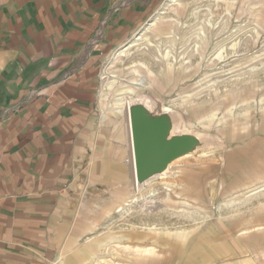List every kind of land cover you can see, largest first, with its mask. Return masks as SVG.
Here are the masks:
<instances>
[{
    "label": "crops",
    "instance_id": "1",
    "mask_svg": "<svg viewBox=\"0 0 264 264\" xmlns=\"http://www.w3.org/2000/svg\"><path fill=\"white\" fill-rule=\"evenodd\" d=\"M164 1L0 0V264L94 257L77 255L94 237L78 219L134 178L129 121L101 106L102 70ZM227 178L205 192L200 225L158 243L167 264H264V183L236 192Z\"/></svg>",
    "mask_w": 264,
    "mask_h": 264
},
{
    "label": "rangeland",
    "instance_id": "2",
    "mask_svg": "<svg viewBox=\"0 0 264 264\" xmlns=\"http://www.w3.org/2000/svg\"><path fill=\"white\" fill-rule=\"evenodd\" d=\"M169 1L161 3L152 17ZM174 7L162 11L160 24L133 46L150 21L145 23L122 48H128V55L111 73L107 70L115 55L108 59L100 93L106 89L108 102L100 101L104 108L118 109L116 101L130 99L129 104L135 103L142 111L167 115L173 138L186 136L191 145L200 141L201 147L175 159L176 166L173 163L165 175L145 183L139 193L133 178L104 199L92 200V212L78 219L91 230H83V234L94 235L90 246L78 248L77 255L94 256L82 264H167V249L158 243L178 234L169 231L175 212L165 209L168 194L206 212L205 192L214 182L237 177L242 183L233 189L236 192L251 191L264 183V0H176ZM204 31L209 36L208 50L201 59L195 47L201 44L198 33ZM254 31L259 32L256 42L249 39ZM234 40L239 46L232 52L228 46ZM224 44L226 57L219 60L213 47ZM167 52L173 63L171 71L165 70ZM245 72L248 75L243 82L240 74ZM201 89L208 97L197 100L195 93ZM180 100L185 101L183 107L177 106ZM172 102L176 107L169 110ZM128 107L124 102L118 109L126 119ZM228 160L235 164L228 167ZM136 195L139 200L134 210L124 216L116 213ZM119 218L121 223L105 231ZM148 246L156 250L147 253L144 248Z\"/></svg>",
    "mask_w": 264,
    "mask_h": 264
},
{
    "label": "water",
    "instance_id": "3",
    "mask_svg": "<svg viewBox=\"0 0 264 264\" xmlns=\"http://www.w3.org/2000/svg\"><path fill=\"white\" fill-rule=\"evenodd\" d=\"M128 109L132 116L130 131L134 171L141 187L165 175L175 159L201 147L199 141L191 145L186 136L173 138L167 115L142 111L135 103H130Z\"/></svg>",
    "mask_w": 264,
    "mask_h": 264
},
{
    "label": "bare ground",
    "instance_id": "4",
    "mask_svg": "<svg viewBox=\"0 0 264 264\" xmlns=\"http://www.w3.org/2000/svg\"><path fill=\"white\" fill-rule=\"evenodd\" d=\"M176 3V0H170L169 3H167L164 8L159 11L157 14H155V17L153 19L150 20V22L148 23L147 27L145 28V31H143V33H141L137 39H135V41L133 42V46H136L138 45V42L140 41H143L144 39H146L147 35L146 33L147 32H151L153 29L155 30V26H156V23H157V26L158 24H160V15L162 14V11L166 10V9H170V8H173L175 9L174 5ZM161 13V14H160ZM153 30V31H154ZM259 36V32H256L254 31V34H251L249 39L251 41H255L257 40ZM207 32L204 31L203 33H198V39L200 41H198V43L201 42V44L197 45V47H195V50L196 52L198 53V55L201 57V59H203V56L204 54L206 53V49L208 47V42H206V39H207ZM150 43V42H149ZM253 43V42H252ZM238 46H239V43L237 42V40H234L233 42L230 43V45L228 46L230 48V50L233 52L235 50L238 49ZM208 50V49H207ZM128 48L126 49H121L119 50L115 56L113 57V61H112V64L111 66L109 67V69L107 70V73H111L112 71L115 70L116 67H119L121 65V62L123 61V57L127 56L128 55ZM225 44L224 45H220V46H217V47H213V51L212 53L213 54H216L217 55V59L219 60H222L224 59L226 56H225ZM211 53V54H212ZM169 55L170 53L167 52L165 54V57L167 58L166 60V66H167V69L165 70H168V71H171L170 68L173 66V63L169 62ZM216 59V60H217ZM183 60V59H181ZM212 60V59H211ZM174 61V60H173ZM184 62V60L182 61V63ZM144 66L147 67V65L145 63H143ZM147 71L148 73L151 71L150 68L148 67L147 68ZM242 75L241 77V80H243V82H245L247 80L246 76L248 75V72H245L243 74H240ZM235 80L237 81V76H235ZM252 76H250L251 78ZM184 78V77H183ZM232 77L230 76V79ZM229 80V79H228ZM233 80V79H232ZM150 82H152L151 80L148 82V84H150ZM211 82V81H210ZM209 82V83H210ZM235 82V81H234ZM234 82H231L234 84ZM230 83V82H229ZM225 85L229 86L228 85V82H225L224 83ZM246 85V84H245ZM210 89V88H209ZM215 90V89H214ZM212 91V90H211ZM195 97L198 99H203V98H207L208 97V94L204 93V90H198L196 91L195 93ZM129 100L130 99H124V98H120L118 101H116L117 103V106H118V109H120V107H122L124 105V102H126L127 104V107H128V104H129ZM204 100V99H203ZM180 103V104H179ZM177 104V106H182L185 104V101L183 100H180ZM173 107H176V104L172 102V105L169 106V110L170 109H173ZM183 107V106H182ZM166 112V111H165ZM128 121H129V126H130V123L132 121V116L130 115V113L128 114ZM264 122V121H263ZM263 126H264V123H263ZM209 128V127H208ZM214 129V128H213ZM209 132V131H208ZM200 140V139H199ZM194 141V140H193ZM200 142V141H199ZM226 142V141H225ZM132 143V142H131ZM132 145V144H131ZM195 151V150H194ZM200 151V150H199ZM197 153V152H196ZM194 154V153H193ZM187 157V156H186ZM196 157V156H195ZM194 157V158H195ZM193 158V159H194ZM180 159V158H179ZM183 159H181V162H182ZM180 161V160H179ZM200 162V161H199ZM225 162V160H224ZM233 162V159L230 163ZM177 163V162H176ZM228 163H229V160H228ZM230 163L228 165H230ZM186 164V163H185ZM225 164V163H224ZM175 165V163L173 164V166ZM176 166V165H175ZM178 166V165H177ZM133 167H134V155H133ZM172 167V166H171ZM176 169V168H174ZM135 170V169H134ZM224 170V169H223ZM134 172V187H135V192L136 193H139L140 190H141V185L139 184V182L137 181L136 179V174H135V171ZM177 173L176 172H173V175L175 176ZM179 175V174H177ZM171 176V175H169ZM173 176V177H174ZM177 177V176H176ZM164 178V177H163ZM166 178V177H165ZM159 179V178H158ZM175 179V178H174ZM177 179V178H176ZM157 180V179H156ZM167 180H171L170 178L167 179ZM152 181V180H151ZM154 181V180H153ZM166 182V181H165ZM181 182V181H180ZM264 182V181H263ZM260 183V182H259ZM258 183V184H259ZM170 184V183H169ZM172 184V183H171ZM164 185V184H163ZM168 185V184H167ZM220 185V184H219ZM263 185V184H262ZM221 186V185H220ZM170 187V186H169ZM173 188V186H171ZM219 187V186H218ZM254 187V186H253ZM223 188V186H222ZM221 188V189H222ZM255 188H257L255 186ZM245 190V189H244ZM248 190V189H247ZM139 191V192H138ZM258 191V190H257ZM211 192V191H210ZM220 194V192H219ZM210 195V193H209ZM136 197V198H135ZM212 198V197H211ZM238 198V197H237ZM139 198H137V195L130 198L129 200L125 201V203L123 204V207L124 209H122L123 207L120 205L117 209H116V213H119V214H123V216L125 214H128L129 212H131L132 210H134V206L137 205L136 203L138 202ZM226 201V200H225ZM224 201V202H225ZM177 202V203H176ZM223 202V203H224ZM263 203V202H262ZM166 204L168 207H165V209L167 210H171V211H174L175 214L172 216V219H173V224H172V227L169 231L172 232V230H174L173 232H177L178 231V234H180L181 232H187L189 230H192L194 229L198 224L200 225V223L202 222V220L205 218V216H202L200 215V210L198 209H192L188 206V203L186 202H183V201H177L175 200L174 198H172V195L168 194L167 196V199H166ZM226 204V203H225ZM169 205H176L174 207H171ZM192 209V210H191ZM123 212V213H122ZM120 215V216H121ZM162 215V214H161ZM122 218V217H120ZM119 219H116V221L113 223L108 225V228L105 230V231H110L112 228H113V225H117L118 223H121L122 221ZM260 226V225H258ZM104 231V232H105ZM260 231V230H259ZM176 234V235H178ZM173 235V234H172ZM89 236V235H88ZM93 238L87 240L88 242H92ZM85 247V246H84Z\"/></svg>",
    "mask_w": 264,
    "mask_h": 264
}]
</instances>
